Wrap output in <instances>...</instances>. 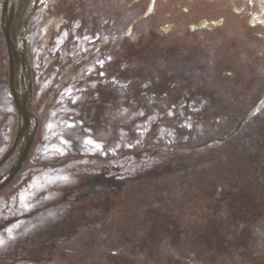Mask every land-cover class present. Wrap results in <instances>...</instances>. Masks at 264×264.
I'll return each mask as SVG.
<instances>
[{"label":"rangeland","instance_id":"1","mask_svg":"<svg viewBox=\"0 0 264 264\" xmlns=\"http://www.w3.org/2000/svg\"><path fill=\"white\" fill-rule=\"evenodd\" d=\"M225 19L215 39L196 34ZM246 21L264 25V0H50L36 12L29 57L38 142L29 166L0 192V221L37 213L0 231V264H264V110L223 144L189 147L209 137L208 125L231 131L264 94V50L240 36ZM0 43V139L8 147L18 118L1 28ZM224 66L233 78L222 77ZM177 86L174 107L154 106ZM127 89L140 107L126 106ZM87 105L91 133L83 134L70 118L85 123ZM78 145L109 153L86 167L124 165L112 170L120 177L109 202L89 191L74 199L73 168L90 159L72 156ZM207 149L219 159L199 162ZM137 170L149 175L143 186L122 182Z\"/></svg>","mask_w":264,"mask_h":264},{"label":"water","instance_id":"2","mask_svg":"<svg viewBox=\"0 0 264 264\" xmlns=\"http://www.w3.org/2000/svg\"><path fill=\"white\" fill-rule=\"evenodd\" d=\"M29 2L30 0H3L1 27L8 55L9 86L18 117L22 119V122L19 124L13 147L0 161L1 166L8 156L18 149L19 154L13 165L8 171L0 175V190L13 179L17 171L22 167L36 126L31 112V79L27 60L26 38L23 33L27 21L39 3V0H31V2H34V5L27 11L26 8ZM19 79L21 80V88L18 84ZM263 104L264 99L237 124L234 132L259 110Z\"/></svg>","mask_w":264,"mask_h":264},{"label":"flooded vegetation","instance_id":"3","mask_svg":"<svg viewBox=\"0 0 264 264\" xmlns=\"http://www.w3.org/2000/svg\"><path fill=\"white\" fill-rule=\"evenodd\" d=\"M32 28H34V25L33 24H29L28 25V27H27V31L29 30V29H32ZM32 33L33 32H31L30 34L32 35ZM30 36V35H29ZM0 45H1V43H0ZM32 46V43L30 44V47ZM1 53V52H0ZM1 56H2V54H0V66L2 65V63H3V60H1ZM29 56H31L30 55V48H29ZM30 58V57H29ZM30 62H31V59H30ZM30 69H31V76H32V92H33V90L34 89H36V85L34 84V82H35V78L37 77V75H36V70H35V68H33V65H32V63H31V66H30ZM68 79L69 78H64V77H61L60 79H59V83H58V88L57 89H59L60 88V86H62V85H64L67 81H68ZM34 93V92H33ZM57 98V97H56ZM91 104H93V103H95L94 102V99L90 102ZM34 105H37V104H35L34 103ZM90 107V105H87L83 110H85V109H87V108H89ZM112 108H113V106H112ZM45 112V111H44ZM37 116V115H36ZM39 116V115H38ZM91 116V113H90V111H87V110H85V113H84V117H90ZM83 117V118H84ZM38 118V117H37ZM221 119L222 120H224V119H227V117H225L224 115L221 117ZM7 130H10L9 128L8 129H5L4 131H7ZM39 130L40 129H38L37 128V131H36V135H35V139H34V141H33V144H32V147L30 148V150H29V154H28V158L29 159H31L32 158V154H33V151H35V149H34V147L36 148V144H37V142H38V134H39ZM1 131V130H0ZM79 132H81V133H83V134H90L91 133V129H85V128H79ZM41 135V134H40ZM106 136H108V135H106ZM8 141L9 140H6V139H0V158H1V156L3 155L2 154V152H6L7 150H8V148L12 145V142H13V139H12V141H11V143L8 145V147H7V144H8ZM74 149V152H75V154L74 155H72V156H77V155H82L81 154V146L80 145H78L77 147H73ZM89 157H92L91 159H88V161H91V162H97V160H100V161H102L103 159H106V158H104L103 156H100V155H97V154H95V155H93V154H89L88 155ZM15 157H16V153L15 154H13L9 159H8V161H7V163L8 162H10V160H11V162L10 163H12V161L15 159ZM223 157V156H222ZM102 163V162H101ZM9 164V163H8ZM9 167V165L6 167V168H4V170L5 169H7ZM93 166H89V167H85V174L87 175L86 177L87 178H89V181H86L85 183H84V187L85 186H87L88 185V188L89 189H92L93 188V184H92V179L94 178V179H96L97 177H100V180L101 181H104L105 180V185H106V187H105V190H106V200H107V202H109L110 200H111V194L109 193V192H111V190H112V185H113V168H114V166H108V164H106V165H104V167H105V169H106V172L105 171H97V169H99V168H101L102 166H100V167H96V165H95V168H92ZM81 170L82 169V164L81 163H79V164H77V166L75 167V170L77 171V170ZM108 169V170H107ZM95 170V171H94ZM111 170V171H110ZM3 170H1L0 172H2ZM77 174H80L79 172H77ZM77 184L79 185H77V187L73 190V191H75L78 187H79V189L81 188V187H83L81 184H80V180H78L77 181ZM77 193H79V195L81 194L80 193V191H76ZM7 223H9V220L7 221V220H3V221H0V231L4 228V227H6L7 225ZM16 261H13L11 264H14Z\"/></svg>","mask_w":264,"mask_h":264},{"label":"trees","instance_id":"4","mask_svg":"<svg viewBox=\"0 0 264 264\" xmlns=\"http://www.w3.org/2000/svg\"><path fill=\"white\" fill-rule=\"evenodd\" d=\"M227 25H228L227 21H224L223 24H222V26H219L217 29L223 31L222 29H226ZM243 28H244V26H243ZM221 31H219V32L221 33ZM238 31H239L240 36L243 37V35H242L243 32L241 30H239V29H238ZM244 31H245V34H246V30H244ZM194 34H195V32H194ZM260 35H261L260 32H257V33H253L252 32V34H249V36L250 37H253V39L257 42L258 46H260L261 48L264 49V38L262 39L260 37ZM224 68L226 70H231L230 67H228V66H224ZM227 78H229V77H227ZM192 85H193V81L191 82V86L189 84V102L190 101L191 102H196L195 99H198L199 100L202 96L199 95V94H195L194 93L195 92V89L192 87ZM180 91H181V88L180 87H177L174 95H172V99H170L173 102L172 103V106H175L177 104V102L181 99V98H177L176 99V97H177V95L179 94ZM209 154H206V155H209ZM145 174L146 173H142L141 171L140 172H136L135 174H131L129 176V181H131L132 183L139 182L140 180L142 181Z\"/></svg>","mask_w":264,"mask_h":264}]
</instances>
